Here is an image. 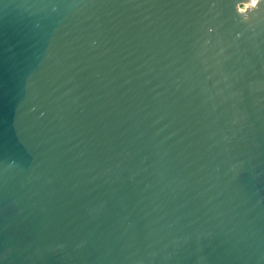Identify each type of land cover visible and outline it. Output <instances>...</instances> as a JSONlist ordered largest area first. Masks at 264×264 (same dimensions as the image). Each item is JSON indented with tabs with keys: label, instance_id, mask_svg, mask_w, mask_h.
<instances>
[{
	"label": "water",
	"instance_id": "1",
	"mask_svg": "<svg viewBox=\"0 0 264 264\" xmlns=\"http://www.w3.org/2000/svg\"><path fill=\"white\" fill-rule=\"evenodd\" d=\"M0 0V264H264V0Z\"/></svg>",
	"mask_w": 264,
	"mask_h": 264
},
{
	"label": "bare ground",
	"instance_id": "2",
	"mask_svg": "<svg viewBox=\"0 0 264 264\" xmlns=\"http://www.w3.org/2000/svg\"><path fill=\"white\" fill-rule=\"evenodd\" d=\"M256 2V0H251L250 4H248L247 6L253 5Z\"/></svg>",
	"mask_w": 264,
	"mask_h": 264
},
{
	"label": "rangeland",
	"instance_id": "3",
	"mask_svg": "<svg viewBox=\"0 0 264 264\" xmlns=\"http://www.w3.org/2000/svg\"><path fill=\"white\" fill-rule=\"evenodd\" d=\"M242 9H245L247 7V5L243 4L240 6Z\"/></svg>",
	"mask_w": 264,
	"mask_h": 264
}]
</instances>
